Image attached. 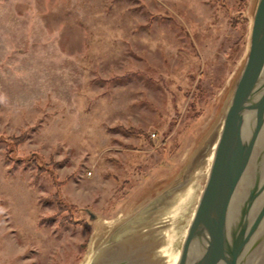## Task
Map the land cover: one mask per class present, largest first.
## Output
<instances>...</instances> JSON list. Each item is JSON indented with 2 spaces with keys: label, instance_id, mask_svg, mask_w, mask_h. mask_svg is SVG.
<instances>
[{
  "label": "rangeland",
  "instance_id": "obj_1",
  "mask_svg": "<svg viewBox=\"0 0 264 264\" xmlns=\"http://www.w3.org/2000/svg\"><path fill=\"white\" fill-rule=\"evenodd\" d=\"M255 4L0 0V264H80L129 221L166 244L162 192L201 186Z\"/></svg>",
  "mask_w": 264,
  "mask_h": 264
},
{
  "label": "water",
  "instance_id": "obj_2",
  "mask_svg": "<svg viewBox=\"0 0 264 264\" xmlns=\"http://www.w3.org/2000/svg\"><path fill=\"white\" fill-rule=\"evenodd\" d=\"M140 222L120 227L88 264H163L158 227ZM174 264H264V0Z\"/></svg>",
  "mask_w": 264,
  "mask_h": 264
},
{
  "label": "bare ground",
  "instance_id": "obj_3",
  "mask_svg": "<svg viewBox=\"0 0 264 264\" xmlns=\"http://www.w3.org/2000/svg\"><path fill=\"white\" fill-rule=\"evenodd\" d=\"M220 123H221V120H220ZM217 129H219V127ZM217 131L218 130H216V132ZM211 138H212V134H210L207 137L206 141H208V140L210 141ZM206 144L207 143H203V146H205V148H207L208 153H207V155L205 154L206 156L202 155V161H204L203 165L206 168V170H205L204 177H203V180H202V183H201V186H200L199 190L197 191V187H198L197 180H201L202 179V177H201L202 176V172L199 173V175L196 178L195 182H192L191 184L189 183V181L191 180V173H189V174L185 173V175L178 182H176V184L171 185L170 187L167 188V190L162 192V194L164 196H170L172 202L177 200L175 198V196L176 197L180 196L178 204L175 205L174 208L172 209V212L174 213V211H175V214L172 216V220L170 221L169 226H168L169 228L167 227L166 230H165V233L167 234V236H166L167 237L166 238V244L163 247H160V245H161V242H160V245L157 247V252H158L157 254L158 255H159V253L162 254L163 258L165 259L164 264H174V262L176 260V257H177V254L179 252V248H180L183 236L185 234L186 228H187V226H188V224L190 222L194 207L196 205L199 193H200V191H201V189L203 187V184L205 182L206 174H207L208 167L210 165V161H211V157H212L213 147H214V144H215V138L211 142H209L207 145ZM199 161H200V157H199ZM195 162H196V160L193 162V166H194ZM190 167H192V166H190ZM192 169H194V167H192ZM185 179L186 180L188 179L186 184L187 183H189V184H187V185L185 184L186 186L184 185V187L183 186L175 187V186L180 184V182H182ZM173 187H175L177 189H174ZM173 194H174V196H173ZM193 198H194V202H192V204H191V199H193ZM188 206L190 207V209H189V211L187 210L188 211L187 212L184 209L186 207H188ZM185 212H187V213H185ZM169 216H171V215H169ZM176 218H179L180 220L179 219L177 220ZM181 218H183L184 221L181 220ZM106 221H108V220H106ZM129 222H127L125 224L123 223V225L121 227H123L124 225L128 224ZM178 228L181 229V231L179 232V234L182 233L181 237L178 236V233H177V229ZM177 238H178L180 244L173 251V249H174L173 248V243H176ZM90 243H91V241H90ZM100 250H101V247H98V248H94L93 247L92 248L90 246L88 251L86 252V254L84 256V259L82 260V262H80V264H88L91 261V259L97 253L99 254L101 252Z\"/></svg>",
  "mask_w": 264,
  "mask_h": 264
},
{
  "label": "trees",
  "instance_id": "obj_4",
  "mask_svg": "<svg viewBox=\"0 0 264 264\" xmlns=\"http://www.w3.org/2000/svg\"><path fill=\"white\" fill-rule=\"evenodd\" d=\"M136 130V129H135ZM134 131V130H133ZM138 131V130H137ZM16 140H20L21 136L14 137ZM63 218H66L65 216Z\"/></svg>",
  "mask_w": 264,
  "mask_h": 264
}]
</instances>
